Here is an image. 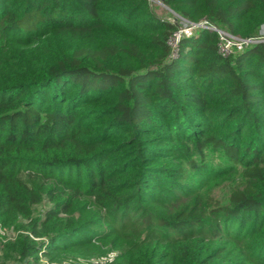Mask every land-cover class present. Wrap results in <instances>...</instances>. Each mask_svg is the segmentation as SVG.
<instances>
[{
	"label": "trees",
	"instance_id": "16d2710c",
	"mask_svg": "<svg viewBox=\"0 0 264 264\" xmlns=\"http://www.w3.org/2000/svg\"><path fill=\"white\" fill-rule=\"evenodd\" d=\"M164 3L264 26V0ZM177 29L150 0H0V264L121 233L131 249L93 264H264V41L223 56L200 28L174 55Z\"/></svg>",
	"mask_w": 264,
	"mask_h": 264
},
{
	"label": "rangeland",
	"instance_id": "374dc122",
	"mask_svg": "<svg viewBox=\"0 0 264 264\" xmlns=\"http://www.w3.org/2000/svg\"><path fill=\"white\" fill-rule=\"evenodd\" d=\"M150 3H151L152 8L154 9V11L159 16L166 18L168 20H171L173 22H177V23L180 22L179 16H181V15L179 13H177L176 11H174L173 9H171L169 6H167L164 3V0H150ZM196 30L198 31L199 29H196ZM196 30L194 31V33L197 32ZM256 36L259 38L264 37V26H262L260 28V30L258 31ZM173 51H174V55H175L177 48L174 47ZM225 189H227V188H225L223 186L220 187V185H219L215 189L214 195H216V196L223 195L225 192ZM84 204L87 205V207L85 209L87 216L95 217L94 214L96 213V210L100 209V207H97L96 205H94V203L91 199H86V198L80 199L79 200V206H83ZM45 205H48V203H44V205L37 206L36 212L41 211V209ZM103 212H104V210H103ZM106 226L107 225L105 224V227ZM101 228H103L102 225H101ZM16 234H17V232H15L13 229L6 231V230L0 228V238H2L3 240H5L8 237L12 238ZM95 244H96V246L94 248L96 250H99V249L107 250L108 251L107 255H102V256L101 255H95V256H92L90 258L81 257V256L72 257L68 260H65L62 263H53V264H93V263H99V262L103 263L107 260H112L116 255L119 254V252L121 250H126V249L130 250L131 249V246H130L131 244L129 241V235L123 234V233H121V235H115V236H112L110 238L104 237L101 240H96ZM109 248H114V249L110 250ZM43 262H45V261L43 260Z\"/></svg>",
	"mask_w": 264,
	"mask_h": 264
},
{
	"label": "built area",
	"instance_id": "2783aa9c",
	"mask_svg": "<svg viewBox=\"0 0 264 264\" xmlns=\"http://www.w3.org/2000/svg\"><path fill=\"white\" fill-rule=\"evenodd\" d=\"M179 21L176 22L178 24V29L174 32L170 43L172 44V47L177 48V44L179 40L184 36H190L194 33L196 29L200 28H209L213 31H216L219 38V52L223 56H229L230 54L242 51L246 46H248L250 43L258 42V41H264V37H248L243 38L238 35H234L217 25L209 22L207 19H202L198 22L190 21L183 16H179ZM197 31V30H196Z\"/></svg>",
	"mask_w": 264,
	"mask_h": 264
}]
</instances>
